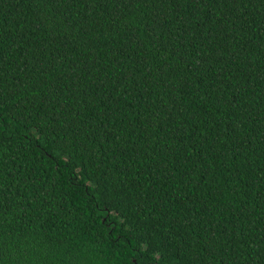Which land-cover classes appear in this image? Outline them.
Instances as JSON below:
<instances>
[{"label": "trees", "instance_id": "1", "mask_svg": "<svg viewBox=\"0 0 264 264\" xmlns=\"http://www.w3.org/2000/svg\"><path fill=\"white\" fill-rule=\"evenodd\" d=\"M0 264H264V0H0Z\"/></svg>", "mask_w": 264, "mask_h": 264}]
</instances>
